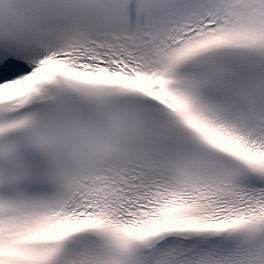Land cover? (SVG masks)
I'll return each instance as SVG.
<instances>
[{"label":"snow or ice","instance_id":"obj_1","mask_svg":"<svg viewBox=\"0 0 264 264\" xmlns=\"http://www.w3.org/2000/svg\"><path fill=\"white\" fill-rule=\"evenodd\" d=\"M0 264H264V0H0Z\"/></svg>","mask_w":264,"mask_h":264}]
</instances>
